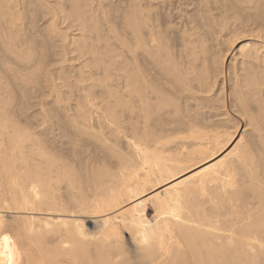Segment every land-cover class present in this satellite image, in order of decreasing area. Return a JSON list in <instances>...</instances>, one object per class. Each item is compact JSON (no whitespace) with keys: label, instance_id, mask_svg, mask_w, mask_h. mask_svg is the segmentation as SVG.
<instances>
[{"label":"bare ground","instance_id":"6f19581e","mask_svg":"<svg viewBox=\"0 0 264 264\" xmlns=\"http://www.w3.org/2000/svg\"><path fill=\"white\" fill-rule=\"evenodd\" d=\"M0 264H264V0H0Z\"/></svg>","mask_w":264,"mask_h":264},{"label":"rangeland","instance_id":"374dc122","mask_svg":"<svg viewBox=\"0 0 264 264\" xmlns=\"http://www.w3.org/2000/svg\"><path fill=\"white\" fill-rule=\"evenodd\" d=\"M31 98H32V97H31ZM29 101L32 102V103H33L34 101H35V102L37 101V103H38L39 100L33 98V99H30ZM37 103H36V104H37ZM34 105H35V104L33 103V106H34ZM38 107H39V105H35L34 107L30 108L31 110H28V109H27V113L30 114V115H31V114H33V115L36 114V112L39 111ZM34 108H35V109H34ZM33 118H34V119H33ZM36 118H37L36 116L32 117V119H33V120H32V123H34V122H36V121L38 120V119H36ZM239 120H240V118H239ZM240 121H241V120H240ZM242 125H243V123H242V121H241V124H240V126H239V128H238V130H237V132H236V135H235V136H237L236 139H235V142H236V140H238V138L240 137L241 132L243 131V130H242ZM235 142H234V143H235ZM234 143H233V145H234ZM124 150H125V149H124ZM126 150H127V149H126ZM124 152H126V151H124ZM99 154H100V155H99ZM97 155H99L98 157H99V159H101V157H100V156H102L101 152H99L98 154H96V156H97ZM149 212H152V210H149Z\"/></svg>","mask_w":264,"mask_h":264},{"label":"snow or ice","instance_id":"6c2138e0","mask_svg":"<svg viewBox=\"0 0 264 264\" xmlns=\"http://www.w3.org/2000/svg\"><path fill=\"white\" fill-rule=\"evenodd\" d=\"M3 239L7 241L9 238L7 236H4Z\"/></svg>","mask_w":264,"mask_h":264}]
</instances>
